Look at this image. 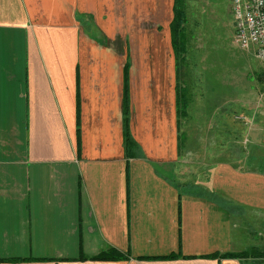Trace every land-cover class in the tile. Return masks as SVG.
<instances>
[{
    "label": "crops",
    "instance_id": "0c3cea01",
    "mask_svg": "<svg viewBox=\"0 0 264 264\" xmlns=\"http://www.w3.org/2000/svg\"><path fill=\"white\" fill-rule=\"evenodd\" d=\"M174 5L0 0V264H264V130L182 149Z\"/></svg>",
    "mask_w": 264,
    "mask_h": 264
},
{
    "label": "rangeland",
    "instance_id": "374dc122",
    "mask_svg": "<svg viewBox=\"0 0 264 264\" xmlns=\"http://www.w3.org/2000/svg\"><path fill=\"white\" fill-rule=\"evenodd\" d=\"M181 6L186 22L179 79L188 99L186 113L180 115L182 149H204L212 132L227 134L233 150L246 131L257 142L256 135L264 130V60L255 48L237 44L232 0H181ZM203 155L193 154L189 168L203 161ZM183 167L186 174L188 165Z\"/></svg>",
    "mask_w": 264,
    "mask_h": 264
},
{
    "label": "trees",
    "instance_id": "16d2710c",
    "mask_svg": "<svg viewBox=\"0 0 264 264\" xmlns=\"http://www.w3.org/2000/svg\"><path fill=\"white\" fill-rule=\"evenodd\" d=\"M186 22V14L181 6V0H175L174 5V17L173 21L171 23V29H172V41H173V48L175 52V58H176V71H177V114L180 117L181 113L183 115L186 113V109L188 107L187 103V97L186 92L183 90V87L180 84L179 79V64L181 60L183 59L182 54L185 52L184 50V44L181 40V32L184 29V23ZM124 142H125V155L127 160L133 157H140L142 156L140 147L138 143L136 142L135 138L133 137L130 129V111H131V103H130V94H129V64L126 65L125 68V75H124ZM185 89V88H184ZM187 115V114H186ZM79 119V114H78ZM78 134V145H80V129H77ZM257 255L260 254L259 252L252 251V253L248 252H228L221 254L223 257H245L248 255ZM215 255V254H213ZM168 258L177 257V255H170L167 256ZM82 258V256H81ZM128 258L127 255L122 254L116 249L110 248L108 251H102L99 255L94 256L93 259H123ZM31 259V258H29ZM27 259L22 258H4L0 257V262L3 261H22Z\"/></svg>",
    "mask_w": 264,
    "mask_h": 264
},
{
    "label": "built area",
    "instance_id": "2783aa9c",
    "mask_svg": "<svg viewBox=\"0 0 264 264\" xmlns=\"http://www.w3.org/2000/svg\"><path fill=\"white\" fill-rule=\"evenodd\" d=\"M231 13L237 44L264 60V0H232Z\"/></svg>",
    "mask_w": 264,
    "mask_h": 264
}]
</instances>
